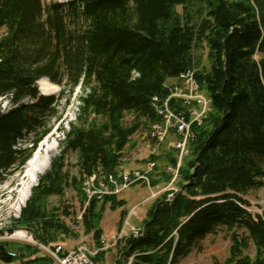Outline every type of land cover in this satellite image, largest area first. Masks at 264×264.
I'll use <instances>...</instances> for the list:
<instances>
[{"label":"trees","instance_id":"16d2710c","mask_svg":"<svg viewBox=\"0 0 264 264\" xmlns=\"http://www.w3.org/2000/svg\"><path fill=\"white\" fill-rule=\"evenodd\" d=\"M0 29V100L9 105H0V182L21 171L50 132L58 102L82 91L78 123L15 226L42 245L68 235L46 204L71 180L63 173L66 154H76L84 179L113 173L140 129L156 139V107L166 99L188 118L183 101L169 97L180 75L193 72L211 104L202 124L190 126L178 189L150 206L136 237L118 242L114 264H176L220 229L229 233L226 264H264V212L252 215L244 199L264 186V0H0ZM203 44L208 69L196 71L193 51ZM41 79L61 88L58 98L39 95ZM94 203L83 217L87 232ZM94 233L98 248L101 234ZM26 253L1 242L0 264L48 262ZM102 258L100 252L95 261Z\"/></svg>","mask_w":264,"mask_h":264},{"label":"rangeland","instance_id":"374dc122","mask_svg":"<svg viewBox=\"0 0 264 264\" xmlns=\"http://www.w3.org/2000/svg\"><path fill=\"white\" fill-rule=\"evenodd\" d=\"M64 1L66 0H42V4L46 6L49 2ZM190 9L194 10L195 8L190 7ZM177 12L181 13L182 9L177 8ZM3 34L4 29H0V37ZM207 52L204 44L193 51L197 64L194 68L196 71H207L209 65ZM41 80H43L41 84H36L39 95L58 98L61 88L47 79ZM40 88L51 89L53 93L42 94ZM81 94V89L76 88L69 101L66 102L62 99L58 102L56 107L57 114L49 123L50 132L43 138L44 142L53 143L55 148L48 153H37L40 164H43L42 166L45 165L47 159L49 165L51 160L60 156L61 144L65 140V134L70 131L72 125L78 123L77 114L80 105L78 99ZM171 98L179 99L180 97H169V100ZM189 98L193 102L190 108V111H193L192 120L196 124L201 125L207 110L205 100L209 98L200 88L196 94H189ZM0 105L3 108L9 106L5 100H0ZM186 111L188 112V110ZM161 120L159 125L165 126V119L161 117ZM126 121L129 122L130 118L126 117ZM148 130L140 129L130 138L129 143L121 152L119 165L113 173L104 174L101 170H97L98 173H95L88 182L78 174L76 154L71 152L66 154L63 173L68 174L71 180H69L68 185H65L61 196L49 197L46 200V204L49 209H57L55 212L57 218L70 231L68 235L60 234L56 236L52 243L43 246L59 244L65 249L75 248L80 245L96 248V236L94 233L96 230L100 231V237L107 238L108 241H110L112 235L119 234L122 230L123 235L127 236L132 228L140 227L147 210L158 198L163 194L177 191L178 170L188 154L187 144L182 149L177 147L178 142L182 140V136L173 127L166 131L164 136L160 138L161 140L151 138ZM40 143L37 144L31 156L35 154L34 152ZM172 158L176 159L175 167L170 164ZM26 163L21 167V171L18 170L13 176L0 182V243H5L10 250H21L25 253L32 251L31 254L26 253L28 254V259L44 257L48 261L47 264H52L51 260L45 256L44 249L40 247L42 244L37 241L32 232L29 229L17 227L13 224L19 218L21 212V210L18 213L15 212L12 206L16 201L17 191L20 187ZM49 169L50 167L45 173ZM166 174L169 176L168 181L166 180ZM43 175L44 173L39 174V177ZM72 178H76V181H73ZM106 197L108 201L105 200ZM111 198L115 202L113 207ZM244 199L249 203L247 210L252 215H262V212H264V186L261 189L248 192ZM92 200L95 201L92 209L94 229L87 232L83 217L87 213ZM122 212H125L124 219H121ZM21 232L26 234V237L31 238V240L28 241L27 238L23 240L16 237ZM229 248V233L225 229H220L217 233L203 239L187 257L179 260L176 264H226ZM253 253V246L250 245L248 254L253 256ZM116 255V247L103 252V258L98 264H114Z\"/></svg>","mask_w":264,"mask_h":264},{"label":"built area","instance_id":"2783aa9c","mask_svg":"<svg viewBox=\"0 0 264 264\" xmlns=\"http://www.w3.org/2000/svg\"><path fill=\"white\" fill-rule=\"evenodd\" d=\"M199 89V85L196 83L193 72L186 73L180 75V85L174 86L170 89L171 95L170 97H180L179 99L183 101V103L188 108V118L174 113L167 106V99L164 102V105L160 106L159 109L164 113L165 126H156L153 125V132L157 133V140L160 139L169 128H172L178 133L181 134L182 140L178 142V148H185V145L188 143L189 138L191 137L190 126L195 123L192 120L193 111H190L191 106L193 105L192 100L189 98V94L197 93ZM206 107L207 110L204 111L206 114L210 111V99H206ZM201 102V100H200ZM198 121V120H197ZM171 122V124H169ZM200 123V121H198ZM161 140V139H160ZM184 144V145H183ZM90 178H87L86 181H90ZM140 231V227L132 228L130 230L129 235H133L136 237ZM123 235V230L119 232V234H114L111 236L110 241L107 238L100 237V246L98 248H90L85 245H80L75 248L65 249L63 246L59 244L51 245V246H43L45 256H47L52 264H98L95 261L96 256L100 252H107L110 249L115 248V245L118 244V240H123L128 237ZM39 245V244H38Z\"/></svg>","mask_w":264,"mask_h":264},{"label":"bare ground","instance_id":"6f19581e","mask_svg":"<svg viewBox=\"0 0 264 264\" xmlns=\"http://www.w3.org/2000/svg\"><path fill=\"white\" fill-rule=\"evenodd\" d=\"M190 73V72H188ZM43 80L38 81V84H41ZM40 91L42 94H51L53 93L51 89H45V88H40ZM55 93V92H54ZM156 112L161 115L164 118V113L160 111L158 107H156ZM160 126V125H158ZM157 139V133L155 132L154 136ZM55 148L54 144H49L48 141H41L39 144L38 148L34 152L33 156L27 161L25 170L22 174L21 177V182H20V187L18 188L17 195H16V201L14 205L12 206L13 210L15 212H20L21 208L25 205L27 199L30 196V191L32 187H34L37 184V180L39 177V174L45 173V171L50 167V162L48 165V159L45 162V165L42 166L43 164H40L39 161V156H37V153L41 152L42 153H48L50 150H53ZM16 237L19 239H26V234L20 233L17 234ZM28 241L31 240V238H27ZM119 241V240H118ZM117 245V244H116ZM115 245V247H116Z\"/></svg>","mask_w":264,"mask_h":264}]
</instances>
